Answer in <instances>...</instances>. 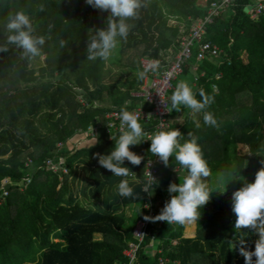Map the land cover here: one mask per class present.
I'll list each match as a JSON object with an SVG mask.
<instances>
[{"label":"trees","instance_id":"1","mask_svg":"<svg viewBox=\"0 0 264 264\" xmlns=\"http://www.w3.org/2000/svg\"><path fill=\"white\" fill-rule=\"evenodd\" d=\"M257 1L233 0L208 27L205 39L223 49L218 61H200L195 50L184 65L188 74L198 63L194 91L197 99L199 89L214 97L205 111L215 115L219 127L206 126L200 112L166 130L178 128L184 135L181 143L190 139L189 132L199 138L211 169L207 183L212 197L200 209L190 236L188 225L149 224L138 264H159L160 258L167 259L165 264H245L240 240L248 250L255 248V233L234 228L232 193L237 189L231 184L216 187L214 179L219 173L250 174L252 160L264 159L255 154L264 155V14L252 20L244 11L246 4ZM206 6L205 0H147L139 19L129 21L133 27L127 41L121 40L104 62L87 60L86 48L89 29L106 28L109 13L86 0H0V44L7 16L17 10L30 14L36 34L51 36L43 47L46 61L39 75L34 60L22 59L14 46L0 53V264L127 262L124 251L134 242L133 229L144 219L142 205L148 200L140 182L145 160L153 155L148 152L151 142L145 148L141 143L130 146L144 160L139 166L125 161L136 173L127 179L137 196L121 197L117 189L124 178L102 168L95 155L109 154L115 145L106 117L124 106L148 107L134 95L147 76H137L144 70L142 58L160 59L172 46L178 49L180 23L203 17ZM92 124H101L97 137L81 132ZM119 134L114 132V137ZM243 145L251 157L240 152ZM29 158L32 163L27 165ZM49 160L61 164L60 169L48 168ZM169 164L180 166L174 157ZM163 168L149 197L155 216L171 198L169 184L162 181ZM183 172L186 176L187 170ZM134 205H140L139 211L127 216L125 208ZM150 244L160 246L162 253Z\"/></svg>","mask_w":264,"mask_h":264},{"label":"clouds","instance_id":"2","mask_svg":"<svg viewBox=\"0 0 264 264\" xmlns=\"http://www.w3.org/2000/svg\"><path fill=\"white\" fill-rule=\"evenodd\" d=\"M86 3L94 9L109 13L106 28L89 29L86 59L89 61L100 59L107 62L114 55L121 40L127 41L133 27L129 21L139 19L141 9L147 7V0H86ZM39 10L43 11L44 5H40ZM3 27L4 43L0 44V53L8 52L9 45H11L20 50L22 59L32 61L36 58H44L43 47L46 39H50L51 36L50 34L47 37L36 34L37 28L29 13L24 10L10 13ZM48 27L50 33L53 25L49 24ZM60 46L65 47L63 40L60 41ZM159 63L158 60L150 62L143 71L137 73L138 78L143 79L150 71L155 73L159 68ZM198 94L201 99H197L196 92L187 81L180 80L170 97L171 110L179 112L184 106L195 113L203 112L204 124L218 128L219 124L215 115L210 111H205L214 103V97L206 94L203 89H199ZM119 120V136L111 135L110 137L115 142L114 148L109 154H95L98 164L102 168L110 171L116 177L124 178L118 184V194L124 198H136L137 194L127 179L135 176L136 173L125 166V161L133 166H139L144 157L132 151L130 146L150 140L149 153L157 156L165 167L169 166L170 157H174L176 163L182 169L187 170V175L181 182L169 184L167 191L171 194V198L165 202L159 214L155 217L144 216V219L167 222L168 225H190L199 221L200 209L212 197L207 183L211 169L203 156L200 144L197 142L199 138L189 132L190 139L181 143L184 135L178 128L160 130L148 135L140 122V116L127 110L126 106L121 108ZM196 127L199 128L200 124L197 123ZM97 143H99L98 139L91 147ZM255 154L264 156L259 151ZM260 164L262 166L255 173V180L250 183L245 182L241 188L232 193L231 210L236 216L235 230L249 229L258 236L255 240L254 250H248L244 246V240H240L239 252L244 257L245 264H264V159L260 160ZM173 170L177 171L176 167ZM225 175L230 178L228 182L240 179L236 172L222 173L220 179L224 180ZM151 180L156 179L151 175L149 184L144 187L146 193H148ZM225 192L226 190L219 191L220 194ZM235 247L234 244L232 248Z\"/></svg>","mask_w":264,"mask_h":264},{"label":"built area","instance_id":"3","mask_svg":"<svg viewBox=\"0 0 264 264\" xmlns=\"http://www.w3.org/2000/svg\"><path fill=\"white\" fill-rule=\"evenodd\" d=\"M207 3L206 14L198 19H192V22L187 25L186 22H181L179 25V36L178 49L172 46L169 51H166L162 58H142L143 68L152 61H159L158 70L153 72H148L145 78L144 84L141 87V91L135 93L136 97H141L143 103L148 107H140L131 112L137 113L140 116V122L144 128V131L148 135H152L157 131L169 129L172 125L171 119V101L170 97L172 91L175 90L176 82L178 78L184 72L185 63L190 60L194 54L197 53L198 60H210L218 61L223 49L216 43L205 39V34L208 27L213 24L216 18L221 14L222 11L228 10L233 5V0H205ZM245 8L247 13L252 20H258L264 14V0H258L254 5L246 4ZM196 69L198 70V65L196 63ZM203 75V74H202ZM85 105V104H84ZM120 110H115L108 113V132L114 136V132L120 131V120H119ZM147 125H152V128L146 127ZM101 124H92L84 132L88 137H97L99 135ZM147 138V137H146ZM82 140L76 142L80 144ZM151 141L145 140L141 142V148H145ZM61 144V142H60ZM143 156L142 152L138 153ZM64 160L61 159L60 163ZM32 163V159L29 158L27 165ZM61 164H54L52 160L48 161V168L59 170ZM163 163L159 160L157 156L147 157L145 160V171L144 178L141 183L145 185L149 184L151 175L156 180H151L150 187L148 189V200L144 201L142 208L145 212L144 216L155 217V211L153 209V204L149 197V194L154 195L155 188L159 183L160 170L163 168ZM63 170L66 172L67 169L64 167ZM8 180H5L7 183ZM147 206V207H146ZM153 220L138 219L135 223L133 233L134 242L130 243L128 248L124 251V256L127 258V262L124 264H138L139 251L143 248L142 244L147 237V231L149 224H152ZM158 226H160L161 221H156ZM149 248L155 250L158 253H162V248L160 246H153L150 244ZM167 259L160 258L159 264H165Z\"/></svg>","mask_w":264,"mask_h":264},{"label":"crops","instance_id":"4","mask_svg":"<svg viewBox=\"0 0 264 264\" xmlns=\"http://www.w3.org/2000/svg\"><path fill=\"white\" fill-rule=\"evenodd\" d=\"M185 22V21H184ZM198 65V63H197ZM196 63L195 65L193 66V68L191 69V73H188V74H182L178 80H177V83L180 81V80H185L187 81L192 87H193V90L195 89V76H196V72H197V69H196ZM177 85V84H176ZM171 119H172V124H183L186 116L188 114H192L193 116H197L199 113H195L193 112L191 109L187 108V107H184L182 106L181 107V110L179 112H177L176 110H171ZM175 167L172 166L171 164H169L168 167H164L163 168V174L165 173V178L162 179L163 182L167 183V184H170L171 182H175V183H179L182 181L183 177L185 176V173L183 172V169L180 167V166H176V170L177 171H174ZM166 170H170V172H167ZM128 209V211H127ZM140 209V207H139ZM139 209L137 210V212L139 211ZM125 213L127 216H130L132 217V214H133V206H128L125 208ZM195 228V224H190L188 225V232L189 233H192V230H194Z\"/></svg>","mask_w":264,"mask_h":264},{"label":"rangeland","instance_id":"5","mask_svg":"<svg viewBox=\"0 0 264 264\" xmlns=\"http://www.w3.org/2000/svg\"><path fill=\"white\" fill-rule=\"evenodd\" d=\"M4 31H1V34H3ZM45 61H46V54H44V58L43 59H35L34 60V65H33V68H35L37 70V75L40 74V68L45 65ZM80 100V99H79ZM249 147L248 146H241L240 147V152L244 153V154H247L251 157V153L249 152ZM262 165L260 164V161H254L252 160V165H251V171H250V174H244V175H241L239 173V178L240 179H233L231 181L228 182V180L230 179L227 175H225L224 177V180H221L220 177H221V174L222 173H219L218 175H216V178L214 179V185H216V187H222V188H225V185H233L236 189H239L243 186V184L245 182H253L255 180V173L257 172V170L261 167ZM227 187V186H226ZM140 205H134L133 206V214L132 216L134 215V213H136V211L139 209ZM128 211V209H127ZM131 226V224L129 225ZM188 236L191 235V233H187ZM100 238V237H98ZM97 239V238H96Z\"/></svg>","mask_w":264,"mask_h":264},{"label":"water","instance_id":"6","mask_svg":"<svg viewBox=\"0 0 264 264\" xmlns=\"http://www.w3.org/2000/svg\"><path fill=\"white\" fill-rule=\"evenodd\" d=\"M244 11L246 12V11H247V9H246V8H244Z\"/></svg>","mask_w":264,"mask_h":264}]
</instances>
